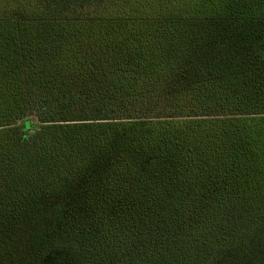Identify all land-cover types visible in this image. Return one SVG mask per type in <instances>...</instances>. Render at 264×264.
<instances>
[{"label":"trees","instance_id":"obj_1","mask_svg":"<svg viewBox=\"0 0 264 264\" xmlns=\"http://www.w3.org/2000/svg\"><path fill=\"white\" fill-rule=\"evenodd\" d=\"M0 264H264V0H0Z\"/></svg>","mask_w":264,"mask_h":264}]
</instances>
